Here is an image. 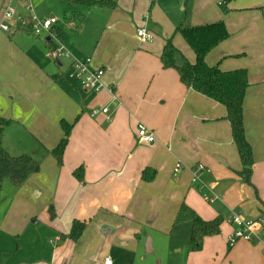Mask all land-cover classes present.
Wrapping results in <instances>:
<instances>
[{
    "label": "crops",
    "instance_id": "1",
    "mask_svg": "<svg viewBox=\"0 0 264 264\" xmlns=\"http://www.w3.org/2000/svg\"><path fill=\"white\" fill-rule=\"evenodd\" d=\"M12 4L0 0V23ZM15 11L16 21H30ZM72 11L84 15L81 25ZM218 20L230 36L209 63L248 71L244 125L254 158L251 183L239 175L243 165L226 107L186 87L160 59L172 37L195 62L177 27ZM64 23L58 19L53 27L64 38L53 30L43 50L23 46L15 28L0 33V115L11 120L4 147L41 164L0 217V230L7 226L23 238L14 257L2 249L0 264H102L108 255L114 264H139L140 255L157 250L156 233H171L183 203L206 220L224 218L221 233L190 252L186 264H264L261 245H228L232 212L247 219L264 215V0H117L115 8L67 7ZM141 25L154 34L152 42L138 37ZM60 41L71 58L57 61L46 53ZM86 57L105 70L100 91L68 76L72 61ZM104 107L108 114L92 115ZM62 121L73 128L60 166L49 150L63 136ZM140 124L154 133L153 143L137 138ZM177 163L184 166L178 173ZM199 165L205 170L195 180ZM80 167L83 181L75 175ZM75 220L87 222L76 241L67 237ZM177 226L191 231L190 222Z\"/></svg>",
    "mask_w": 264,
    "mask_h": 264
},
{
    "label": "trees",
    "instance_id": "2",
    "mask_svg": "<svg viewBox=\"0 0 264 264\" xmlns=\"http://www.w3.org/2000/svg\"><path fill=\"white\" fill-rule=\"evenodd\" d=\"M67 4L79 6L77 8L108 7L115 8L117 0H64ZM72 18L78 17L81 25L84 15L78 11L70 13ZM56 35L64 38L60 30L52 28ZM31 31V29H30ZM29 31V32H30ZM176 33H180L190 45L196 55L195 62H190L187 57L173 43L170 37L161 54L162 66L166 69H174L179 79L186 87L193 89L204 96L213 99L226 107L227 119L231 124L232 136L243 165L239 171L240 177L247 183H251L254 166L253 150L248 142L244 125V101L249 87L248 71L246 68L235 70H223L220 63L210 64L208 57L220 44L225 42L229 36V30L223 20L216 22L188 26L182 24L177 27ZM31 33V32H30ZM11 120L0 115V194L5 179H10L15 187L23 186L29 178L40 171L41 164L31 155H12L4 147L5 129ZM63 136L59 143L49 153L52 154L58 165L63 164V154L69 141L73 124L66 121L61 122ZM76 177L83 181V167L75 171ZM144 179H151L144 173ZM50 210H52L50 208ZM52 213V211H51ZM54 216V214H51ZM191 222L189 236L190 252H197L203 248L207 237H215L221 233L224 218L218 216L211 220L201 217L189 205L183 203L177 212L175 225ZM87 222L75 220L67 237L76 241L84 233ZM229 247L230 244L228 243Z\"/></svg>",
    "mask_w": 264,
    "mask_h": 264
},
{
    "label": "rangeland",
    "instance_id": "3",
    "mask_svg": "<svg viewBox=\"0 0 264 264\" xmlns=\"http://www.w3.org/2000/svg\"><path fill=\"white\" fill-rule=\"evenodd\" d=\"M28 5L32 12L26 14L24 11V6ZM73 6V5H71ZM64 0H16L13 1L12 8L19 11H23L25 18L32 19L36 18L38 20H44L46 18L50 19L51 17H56L60 20L61 24L64 25V13L66 8L71 7ZM79 7V6H74ZM69 10V9H68ZM18 26V27H17ZM12 30L17 29V35L15 39L20 40L23 46L28 48L35 47V49H44L45 45L42 44L44 41V36L49 35L44 33L42 37L36 40V37L28 36L30 31L29 20L21 19L12 22L10 24ZM28 31L27 33L21 29ZM31 32V31H30ZM38 41L37 43L34 42ZM48 49L46 48V51ZM48 55L50 51L46 52ZM51 57V56H49ZM52 58V57H51ZM50 58V59H51ZM52 65H56L52 59ZM19 188L15 187L10 179H5L2 184V192L0 194V217L2 218L10 209V201L14 198L17 190ZM21 206V205H18ZM32 221H30L31 223ZM186 223V222H184ZM191 223V222H190ZM188 226H177L173 225L171 233H156V241L158 243L157 250L154 253H147L139 256V264H186L189 260V229ZM7 226L0 230V260H2V252L4 247L8 250L9 255L15 256L18 253V243H21L23 238L12 236L7 233ZM191 232V231H190ZM22 254L16 255V257L21 256ZM1 262V261H0Z\"/></svg>",
    "mask_w": 264,
    "mask_h": 264
},
{
    "label": "built area",
    "instance_id": "4",
    "mask_svg": "<svg viewBox=\"0 0 264 264\" xmlns=\"http://www.w3.org/2000/svg\"><path fill=\"white\" fill-rule=\"evenodd\" d=\"M16 1V0H11ZM32 12L31 8H27ZM17 13L10 5H6L3 12V20L0 23V33L10 32V24L16 21ZM31 27V32L35 36H41L44 33H50L52 36V28L58 23L56 17L46 18L44 20H38L32 18L29 21ZM137 35L141 41L152 42L154 40V34L148 29L146 25H141L137 28ZM51 57L54 60L69 59L71 54L64 47L63 43L54 44L51 49ZM105 75V70L93 65V59L91 57H86L84 59H75L72 61L68 76L70 79H77L82 82V84L92 90L100 91L104 87L103 77ZM110 111L109 107H104L102 109H94L92 115H98L99 113L108 114ZM137 138L145 144H151L155 141V135L149 129L140 124L138 126ZM184 166L181 163H177L174 171L176 173L180 172ZM205 170L204 165H199L196 171H194V179L197 180V172ZM228 220L234 225L233 232L228 236V243L230 246L236 245L239 241H247L251 243H257L262 246L264 254V215L257 218L247 219L244 218L240 213L232 212L228 216ZM102 264H114L111 256H105Z\"/></svg>",
    "mask_w": 264,
    "mask_h": 264
},
{
    "label": "bare ground",
    "instance_id": "5",
    "mask_svg": "<svg viewBox=\"0 0 264 264\" xmlns=\"http://www.w3.org/2000/svg\"><path fill=\"white\" fill-rule=\"evenodd\" d=\"M18 21H16V23H17ZM31 34H32V32H31ZM35 36V35H34ZM37 37H39V36H37Z\"/></svg>",
    "mask_w": 264,
    "mask_h": 264
}]
</instances>
